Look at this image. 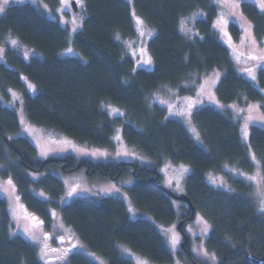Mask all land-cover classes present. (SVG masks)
<instances>
[{"label":"trees","instance_id":"obj_1","mask_svg":"<svg viewBox=\"0 0 264 264\" xmlns=\"http://www.w3.org/2000/svg\"><path fill=\"white\" fill-rule=\"evenodd\" d=\"M42 1L51 8L60 2ZM84 2L87 18L73 43L86 60L59 57V52L69 46V32L34 5L10 6L0 14V43L13 35L41 54L25 60L16 51L8 50L6 61L0 63L1 91L5 93L11 88L21 92L23 109L33 124L54 129L81 144L112 149L116 129L122 125L127 144L152 159L156 167L83 164L112 180L132 174L136 183L130 189V196L136 208L158 223L171 224L177 213L173 199L157 186H161L162 180L157 168L166 160L189 165L192 173L187 180V195L196 211L213 225L205 241L207 250L215 253L221 264H255L247 254L263 259L264 219L246 197L252 193V185L238 180L235 187L241 194H233L213 188L206 179L208 172L223 171L226 165L236 164L247 172L254 171L233 115L211 106L194 113L206 150L195 142L182 123L168 118L164 107L152 106L150 102L151 95L163 85L180 87L193 74L216 71L222 74L217 87L222 104L240 102L245 97L262 103L264 110V94L241 74L215 29L217 5L213 0H134L137 14L156 31L149 43L154 68L146 70L136 69L135 60L125 54L121 42L136 36L129 2ZM243 11L253 22L257 38L264 39V9L244 2ZM202 12L204 18H200ZM192 15L198 16L196 36L189 38L182 33L181 22ZM229 30L233 38L240 37L237 25L232 24ZM258 81L264 90V68ZM27 83L37 88L34 95L28 93ZM110 104L124 109V117H111L105 110ZM20 131L19 115L0 102V175L12 182L22 204L43 220L48 232L61 218L90 251L106 258L109 264H134L122 257L121 244L154 264H173V255L157 227L147 219L132 220L122 200L103 198L95 202L78 198L68 203L70 192L60 178L52 175L42 181L33 180L28 173H41L49 168L63 172L64 164L56 162L42 167L36 146L25 137L12 140L21 156L11 151L5 138L11 140L9 137ZM251 145L264 173V129L252 128ZM6 152L18 164L10 166L4 158ZM67 160L71 165L64 173L80 164L71 157ZM149 178L157 179V185L148 183ZM35 190H42L47 198L37 196ZM185 208L187 216L183 214L180 218L183 220L191 216L190 208L187 205ZM12 225L7 202L0 197V264H43L35 245L23 236H11ZM183 250L190 262L193 258L190 245ZM67 264L96 263L71 252Z\"/></svg>","mask_w":264,"mask_h":264},{"label":"rangeland","instance_id":"obj_2","mask_svg":"<svg viewBox=\"0 0 264 264\" xmlns=\"http://www.w3.org/2000/svg\"><path fill=\"white\" fill-rule=\"evenodd\" d=\"M131 6L132 16L136 28V36L121 39L125 54L132 57L136 63V69L152 70L154 63L149 52V43L155 36L156 31L140 17L135 8L134 0H127ZM219 9V15L215 21V29L221 40L228 46L232 59L239 67L241 74L252 82L254 86L262 91L258 81V75L264 68V39H258L254 24L243 11V3L250 2L264 9V0H213ZM77 4V10L73 7ZM34 5L52 20L60 22L69 32V46L59 52L60 58H79L86 60L83 54L74 46L75 35L83 30L87 18L86 4L84 0H60L59 5L51 8L42 0H0V14H4L10 6ZM200 18L205 17L202 12ZM198 16L192 15L184 18L181 22V31L189 38L196 36L195 21ZM138 21L142 23H138ZM235 24L241 33L238 39L233 38L230 26ZM198 35V34H197ZM16 51L25 60L31 57L41 56L36 50L23 45L17 37L9 35L4 43H0V63L6 61V52ZM222 74L212 72L211 74H193L185 80L180 87L163 85L155 91L150 98L151 105H159L167 110L168 118L182 123L195 142L202 148L208 147L202 138L193 115L201 108L211 106L225 114L233 115L232 119L239 124L243 143L248 147L251 161L254 166L253 172H247L239 165H226L223 171H210L206 175L209 185L217 190L241 194L235 187L238 180L252 185V193L246 195L255 205L259 216L264 219V173L260 158L251 145V130L253 127L264 129V110L262 103L250 101L243 97L240 102L230 105L222 104L217 97V87ZM184 90V92L182 91ZM27 91L30 95L37 92V88L27 83ZM0 102L2 106L14 110L20 118L21 131L9 138L15 140L19 137L29 139L38 150V160L44 162L49 159L65 160L74 158L77 162H90L93 164L116 165L137 164L141 167L154 169L155 162L129 146L124 138V129L117 127L113 137L114 148L93 147L81 144L68 138L62 133L46 127L33 124L23 109L24 97L21 92L7 88L5 93L0 89ZM105 110L113 118L124 117L125 110L113 104L106 105ZM4 158L10 166L18 164L6 152ZM161 186L170 192L181 195L188 194L187 180L192 173V168L184 163H174L166 160L158 167ZM28 175L35 181H42L49 176L60 178L69 195L67 202L70 203L78 198H86L99 202L103 198H115L125 202L132 220L147 219L152 222L165 238L167 245L173 255V264H191L188 262L186 252L183 250V234L178 227L183 214L187 215L185 203L172 200L177 213V219L171 224H161L150 215L139 211L131 196L130 189L136 183L135 177L127 173L119 180L104 177L100 172L88 175L84 168L71 169L64 173L55 168H49L41 173L30 172ZM35 194L41 198H47L42 190H35ZM188 196V195H187ZM0 197L7 202L8 212L11 217V236H23L36 246L40 260L43 264H67L68 255L71 252L82 254L96 264H109L108 260L94 253L79 239L72 228L66 226L61 218L51 232L45 229L43 220L35 213L29 211L20 201L14 185L9 179L0 175ZM213 231V225L201 212L196 211L195 218L183 226L191 241L190 253L201 264H219L218 256L209 252L205 241ZM173 237L176 243L173 244ZM119 250L125 259L134 264H154L147 258L137 254L127 245H119Z\"/></svg>","mask_w":264,"mask_h":264},{"label":"water","instance_id":"obj_3","mask_svg":"<svg viewBox=\"0 0 264 264\" xmlns=\"http://www.w3.org/2000/svg\"><path fill=\"white\" fill-rule=\"evenodd\" d=\"M73 7L77 10L76 2H73ZM5 143L11 149V151L16 153L19 157L21 156L20 150L17 148V146L11 140H9L8 138H5ZM56 162H62L64 164L63 170H66L71 165V162H69L67 159H65V160L49 159V160H46L43 162L42 167H48L49 165L56 163ZM84 166H85V171L88 175H92L96 172V169L92 170L89 165H84L83 163L76 165L74 170H79V169L83 168ZM147 182L152 184V185H157V179H155V178H149V179H147ZM157 186L160 188H163L165 191H167L168 195L173 200L183 202L190 208L191 216L188 218L189 221H191L195 218L196 209L193 206L192 202L190 201V199L187 195H185V194L176 195V194L170 192L169 190L165 189L163 186H159V185H157ZM183 225H184V222L180 223L178 229L184 236V243L182 246L185 247V246L189 245V238L183 233ZM247 258L249 260L253 261L255 264H263L264 263V258L260 259L258 257L253 256V255H250V254H247ZM193 264H200V263L197 261H193Z\"/></svg>","mask_w":264,"mask_h":264},{"label":"flooded vegetation","instance_id":"obj_4","mask_svg":"<svg viewBox=\"0 0 264 264\" xmlns=\"http://www.w3.org/2000/svg\"><path fill=\"white\" fill-rule=\"evenodd\" d=\"M187 216V215H186ZM180 221H184V225L183 226H185L187 223H188V219L187 220H180ZM184 234L189 238V236L184 232ZM210 236V235H209ZM183 238H184V236H183ZM189 245H191V241H190V239H189ZM182 248H184L185 249V247H183L182 246ZM191 256L193 257V255L191 254ZM193 261H197V262H199L198 260H196L194 257L192 258V259H190V263L191 264H193ZM200 263V262H199ZM201 264V263H200ZM219 264H221L220 263V260H219Z\"/></svg>","mask_w":264,"mask_h":264},{"label":"snow or ice","instance_id":"obj_5","mask_svg":"<svg viewBox=\"0 0 264 264\" xmlns=\"http://www.w3.org/2000/svg\"><path fill=\"white\" fill-rule=\"evenodd\" d=\"M138 23H142V22L138 21ZM172 243H173V244L176 243V239H175V237H173Z\"/></svg>","mask_w":264,"mask_h":264}]
</instances>
